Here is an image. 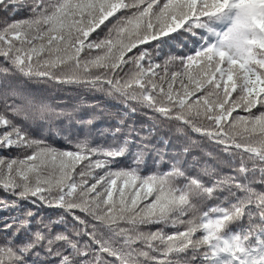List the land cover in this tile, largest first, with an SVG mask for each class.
<instances>
[{"label":"snow or ice","instance_id":"1","mask_svg":"<svg viewBox=\"0 0 264 264\" xmlns=\"http://www.w3.org/2000/svg\"><path fill=\"white\" fill-rule=\"evenodd\" d=\"M0 12V264H264V0ZM36 85L124 111L93 131L96 105L54 104ZM138 110L148 127L127 123ZM201 141L216 155H192Z\"/></svg>","mask_w":264,"mask_h":264},{"label":"trees","instance_id":"2","mask_svg":"<svg viewBox=\"0 0 264 264\" xmlns=\"http://www.w3.org/2000/svg\"><path fill=\"white\" fill-rule=\"evenodd\" d=\"M6 14L0 12V18H3ZM17 19L21 18V16H17ZM36 88L43 91L46 95H48L53 103H59L62 106L71 105V104H83V105H96L95 109H85L94 110L98 119L94 125L93 131L97 129H111L116 126V121L121 117L118 115L123 112L124 109L121 105H119L113 98L108 97L102 93H87L77 88H53L51 86L44 85H36ZM127 123L132 124L135 123L137 128L140 127H148L149 120L145 113L142 110H138L136 115L126 117ZM18 123H23L22 121H17ZM27 127V125H25ZM31 131V129H30ZM72 131L74 133H80L81 130L78 128H73ZM82 138V137H81ZM164 138L166 140L171 141L172 145L175 147L170 148L169 151H180V149L185 145V140L182 137H178L174 129L168 128H160L156 131L154 139ZM96 143L103 144L105 140L109 139L108 137L100 138L98 136L93 137ZM192 140H201L199 136L192 135ZM53 146L62 148L65 146V142L59 138V136L53 137L50 141ZM214 145L208 144L206 141H201L199 147L192 148V155L201 157L205 159L203 156L204 152H213V155H216L214 151ZM0 155L8 156L9 153H0ZM190 159V157H189ZM129 160L122 159L121 166H128ZM2 195V193H0ZM212 203V202H209ZM2 215V213H0Z\"/></svg>","mask_w":264,"mask_h":264}]
</instances>
